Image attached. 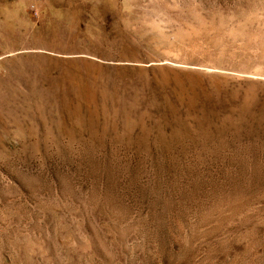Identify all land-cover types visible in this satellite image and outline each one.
I'll use <instances>...</instances> for the list:
<instances>
[{
	"label": "rangeland",
	"instance_id": "1",
	"mask_svg": "<svg viewBox=\"0 0 264 264\" xmlns=\"http://www.w3.org/2000/svg\"><path fill=\"white\" fill-rule=\"evenodd\" d=\"M0 264H264V0H0Z\"/></svg>",
	"mask_w": 264,
	"mask_h": 264
}]
</instances>
